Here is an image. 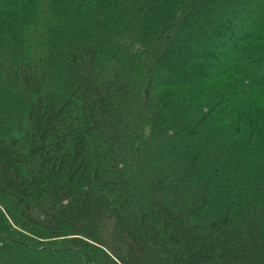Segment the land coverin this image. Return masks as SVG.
Listing matches in <instances>:
<instances>
[{
  "label": "trees",
  "instance_id": "16d2710c",
  "mask_svg": "<svg viewBox=\"0 0 264 264\" xmlns=\"http://www.w3.org/2000/svg\"><path fill=\"white\" fill-rule=\"evenodd\" d=\"M216 1L0 0V264H264V0L161 79Z\"/></svg>",
  "mask_w": 264,
  "mask_h": 264
},
{
  "label": "rangeland",
  "instance_id": "374dc122",
  "mask_svg": "<svg viewBox=\"0 0 264 264\" xmlns=\"http://www.w3.org/2000/svg\"><path fill=\"white\" fill-rule=\"evenodd\" d=\"M224 4V0H218L216 1L215 4L213 3H208L206 5V8L202 9L200 12H199V22L197 24V27L196 29H194L192 31V34L190 36V40L187 41V40H184L186 45H184V47L182 48V52L180 54H178L176 57H174V59L168 64L169 65V69H167V74L164 76V78L162 77L161 79H168L167 81H173V82H177L178 81V77H175V75L177 73L179 74H183V75H187L186 73H188V70H190L191 72H194L195 69L191 70V68H188L186 70L187 67L183 66V64L186 62V59L188 58L189 55H193L194 56V53L197 51V52H200V47L201 46V43H200V40H197L196 39V35L199 34L197 37L201 38V40L205 37H207L206 39H209L210 37L214 36L215 35V28L216 26L218 27V24L220 23V19L218 18V11H220V7ZM223 10V9H222ZM223 12V11H222ZM226 17V16H225ZM218 23V24H217ZM234 33H227L225 39H221L220 38H214L216 39L215 42L217 41H228L229 38L231 36H233ZM228 37V38H227ZM187 38V36L185 37ZM213 39V40H214ZM222 50L220 49L219 51V48H215L214 49V56H212L213 58H211L210 60L211 61H215L217 62L218 60L221 59L220 57V52ZM209 60V59H207ZM192 65V63H191ZM193 66V65H192ZM190 66V67H192ZM207 72H209V69H207ZM256 78V76H255ZM171 146H174L173 145H170ZM168 149H169V146L168 147H164L163 149H159V152L160 153H163V156L164 158L162 159V161L160 162V167L158 169H161L163 170V167L164 165L167 163V160L168 158L166 157L167 153H168ZM174 260V259H173Z\"/></svg>",
  "mask_w": 264,
  "mask_h": 264
}]
</instances>
